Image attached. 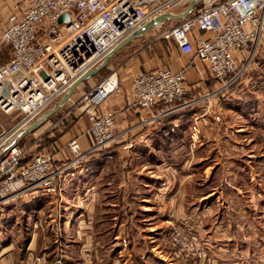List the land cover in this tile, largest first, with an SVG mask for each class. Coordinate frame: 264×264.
Segmentation results:
<instances>
[{"label": "crops", "instance_id": "crops-1", "mask_svg": "<svg viewBox=\"0 0 264 264\" xmlns=\"http://www.w3.org/2000/svg\"><path fill=\"white\" fill-rule=\"evenodd\" d=\"M15 1L0 0V33ZM165 1L169 0H157L158 3ZM170 21H164L150 30H157L160 26L166 30ZM148 32L110 55L104 67L108 73L117 72L124 90L133 76L159 67L186 72L192 85L187 99L221 87V83L208 73L202 63L191 61L190 54H182L178 50L173 38L162 37L164 39L157 44L158 53L154 56L141 47L127 53L124 60L118 59L120 52H128L129 47L139 44L144 36H148ZM237 54L240 59H244L246 53ZM8 58V48L0 42V62ZM111 59L114 60L112 65L109 64ZM79 84L76 88H79ZM123 97L124 91H121L104 104V107L117 111L115 132L121 134L108 151L86 155L74 161L76 155L68 146L73 138L83 153L92 144L87 134L88 127L80 122L49 144L54 153V165H68L63 175V189L57 195H45L44 200L36 204L23 201L25 197H21L5 208L10 212L1 215L13 217L9 229L16 228L18 235L13 233L10 239L0 241V264L28 263L33 257H42L45 264H86V250H90L93 264H133L130 250L144 246V236L161 239L162 224L178 223L180 216H187L189 223L196 229L203 228L201 231L207 237L209 250L215 248L218 264H248L247 258L264 253V250L252 244L253 240L257 242L261 238L258 239L254 232L249 233L245 240L240 233L235 236L233 230H229L231 225L236 228L239 226L241 231L243 226H247L242 215L232 214L234 220L228 216V211H231L229 204L221 207L222 213L215 217L200 220L203 207L210 211L215 208L214 192L198 201L193 199L188 205L186 203L193 192L191 190L195 189L192 180L200 171H196L197 165L194 164L197 157L194 147L197 143L190 140L189 133L197 118L199 124H205L213 120L214 112L198 114L196 109L199 107L193 105L174 109L157 122L152 118L173 106L158 105L150 111L126 109ZM212 104V109L220 115L231 112L241 119H247L249 128L264 123V37L240 80L215 96ZM145 119H148L146 123L141 124ZM129 151H134L135 155L129 154ZM132 159L148 166L143 165L140 171H129L126 162ZM227 159L238 163L243 161L239 157ZM200 160L206 162L209 159L204 157ZM117 163H121L124 169L119 176L120 182L115 186L109 178L115 174ZM203 165L201 172H206L209 164ZM239 165L244 167L243 163ZM247 168L250 169L249 166ZM251 186V193L264 207V189L261 191L255 181H251ZM203 199L206 201L203 202L204 206L199 203ZM164 210L173 212L170 215ZM152 220L154 223H151ZM136 225L145 228L151 225L149 228L152 232L143 236ZM7 231L0 226L1 237ZM248 240L251 241L250 245ZM132 241L135 243H130ZM138 259L139 264H165L147 249Z\"/></svg>", "mask_w": 264, "mask_h": 264}, {"label": "built area", "instance_id": "built-area-1", "mask_svg": "<svg viewBox=\"0 0 264 264\" xmlns=\"http://www.w3.org/2000/svg\"><path fill=\"white\" fill-rule=\"evenodd\" d=\"M174 1L13 3L0 33V42L9 52L8 60L0 62V214L21 197L57 195L63 189L68 165L55 166L54 154L47 150L32 154L29 148L20 147L18 143L26 134L21 131L78 78L112 55L124 40L153 18L168 12ZM163 36L173 38L182 54L192 56L191 61L202 63L221 87L187 99L192 85L185 71L159 67L138 73L123 90V105L138 111H150L158 105L173 106L152 118L157 122L174 109L202 101L209 106L211 99L240 80L264 37V0L202 3L180 23L166 29ZM238 52L246 53L244 59L239 58ZM119 92L121 83L117 72L112 71L82 95L80 103L84 104L82 110L89 123L87 134L92 144L83 153L73 138L68 146L76 155L74 161L108 151L120 138L121 134L115 132L117 111L104 107ZM3 118L10 119L11 125L3 126ZM185 229L182 228L184 232ZM84 261L93 264L90 250L84 252ZM23 264L45 262L42 257H33Z\"/></svg>", "mask_w": 264, "mask_h": 264}, {"label": "rangeland", "instance_id": "rangeland-1", "mask_svg": "<svg viewBox=\"0 0 264 264\" xmlns=\"http://www.w3.org/2000/svg\"><path fill=\"white\" fill-rule=\"evenodd\" d=\"M189 1L190 0H175L168 11L176 14L181 13L187 8ZM211 1L213 0H202L197 7L201 6L202 3H209ZM181 21L182 19H172L168 23V26L176 25ZM164 31L165 29L161 26L157 30H149L148 36H144L139 44L135 47L130 46L126 53L120 52L121 54L118 55V59L120 61L124 60L127 53H132L136 48L141 47L151 52L153 56L156 55V53H158L157 44L164 39L162 38L164 37ZM112 62H114L113 59L110 60L109 64L112 65ZM107 71L108 69L103 68L89 79L85 80L84 83L79 84V88L74 90L70 99H68L48 120L20 139L18 143L19 146L29 148L33 154L42 151L44 147L47 148L52 139H58L63 133L70 131L74 125H78V122L84 123L88 127V120L82 110L84 104L80 103L81 97L90 92L103 77L109 74ZM123 90L124 88L121 86V91ZM63 95L54 99L45 107L36 120L40 119L47 111L52 109L54 104ZM114 96L108 101L112 100ZM195 105L199 107L196 109L198 114L201 113L202 115H206L212 111L214 112V117L212 121H207L205 124H199L197 118L196 123L193 125L195 130H193L192 127L189 133L190 140L192 142L194 141L195 144L197 143L194 147L197 156L194 164L196 163L197 165L196 171H200L195 174L194 180H192V182L195 183V189L191 190L193 192L190 191L192 197L190 195L189 199H186V203L188 205L191 200L194 199L198 201L210 195L211 192H214V195H212L216 197L214 199L216 200V205L212 211L203 207L205 205L203 202H206L204 199L199 202L203 204V206H201L203 209H201L202 214L200 215V220L204 221L222 213L221 207H224L227 203L231 207V211H228V216L234 220V215L232 214L238 213L242 215L247 224V226H243L242 231L238 229L239 226L236 228L232 225L228 227L229 230L231 232L233 230L235 236L236 233H240L241 237L245 240L249 233L254 232L258 239L261 238L260 241L257 242L253 240L252 244L254 247L257 245L259 249L264 250V207H261L258 201L259 199L251 193V181H255L256 186H260L261 191L264 189V159H262L264 158V123L249 128L250 126L247 119H241L238 115L231 112L228 114L224 112L220 115L214 108L212 109V99L209 106H206L203 101ZM262 121H264V119H262ZM10 125L11 120L3 118V126L7 127ZM242 129L243 132H241ZM49 133H52L50 137H48ZM44 150L54 154L52 148ZM128 153L135 155L134 151H129ZM204 157H208L209 160L206 162L201 161L200 159ZM227 157H239L243 160L240 163H243L244 167H241L238 162L228 160ZM190 164L192 165L193 162H190ZM203 164H209V167H206V172H201L203 171ZM143 165L148 166L146 163L140 162L137 159L127 160L126 162V167L128 166L129 171H140ZM247 166H249V170ZM123 169L121 163H117L115 174L109 178L111 181H114L115 186L120 182L119 176ZM241 169H244V171L242 172ZM106 180L107 178L105 181ZM4 212L9 213L10 210L5 209ZM164 212L171 215L173 210H164ZM138 217L140 218V216ZM152 222L154 223V220H152L151 223ZM150 226L151 225H148L147 228H145L146 226L141 227L136 225L139 233L143 236L147 232H152V229L150 230L149 228ZM162 226L161 239L157 240V238L150 235L148 237L144 236L146 239L144 246L141 245L130 250L133 256V264H139L138 256L142 255L146 249L155 254L165 264H218L215 260V248H212L213 251L209 250L207 237L204 235V232L201 231L203 228L199 230L196 229L195 226L189 223V218L187 216H180L178 223H164ZM184 227L186 228L185 232L182 230ZM7 230L4 236H0V241H2V239H10L13 233H16L14 235H18V232H15L17 231L16 228ZM186 230H188L191 235ZM247 242H249L250 245L251 241L248 240ZM130 243L135 242L132 241ZM123 245L126 244L124 243ZM127 245L129 246L130 244L128 243ZM205 248H207V250ZM246 261H248V264H257L258 262L264 264V253L260 255L257 254L252 258L249 257Z\"/></svg>", "mask_w": 264, "mask_h": 264}, {"label": "water", "instance_id": "water-1", "mask_svg": "<svg viewBox=\"0 0 264 264\" xmlns=\"http://www.w3.org/2000/svg\"><path fill=\"white\" fill-rule=\"evenodd\" d=\"M202 0H190L187 8L181 12V13H171V12H165L157 17L153 18L149 22H147L142 29H140L138 32L134 33L132 36L124 40L114 51L115 53L120 48L127 45L130 41L138 37L139 35H142L143 33L149 31L151 28L156 27L167 20L172 19H185L188 17L194 9L197 7L199 2ZM110 55L106 56L103 62L96 68H93L89 71H87L84 75H82L80 78H78L68 89V91L54 104L53 108L47 111L40 119L35 120L31 123V125L21 131V133H30L34 131L37 127H39L41 124H43L46 120H48L72 95L77 85L87 79H89L91 76L102 70L105 65L107 64V61L109 59Z\"/></svg>", "mask_w": 264, "mask_h": 264}, {"label": "trees", "instance_id": "trees-1", "mask_svg": "<svg viewBox=\"0 0 264 264\" xmlns=\"http://www.w3.org/2000/svg\"><path fill=\"white\" fill-rule=\"evenodd\" d=\"M52 141H53V139H52ZM48 148H49V146L47 148L44 147L43 149H48ZM102 153H104V152H102ZM44 196L45 195H40V194H37L34 196H27V197H25V199L23 201H26V202L28 201L29 203L36 204V203L42 202L44 200L43 198H45ZM19 200L20 199H18V201ZM12 224H13V217H8L6 214L5 215L0 214V226L2 225L7 230V229H9V227Z\"/></svg>", "mask_w": 264, "mask_h": 264}, {"label": "bare ground", "instance_id": "bare-ground-1", "mask_svg": "<svg viewBox=\"0 0 264 264\" xmlns=\"http://www.w3.org/2000/svg\"><path fill=\"white\" fill-rule=\"evenodd\" d=\"M71 96H72V95H71ZM71 96H70V97H71ZM70 97H69V99H70Z\"/></svg>", "mask_w": 264, "mask_h": 264}]
</instances>
